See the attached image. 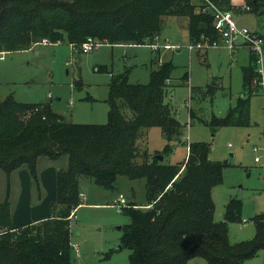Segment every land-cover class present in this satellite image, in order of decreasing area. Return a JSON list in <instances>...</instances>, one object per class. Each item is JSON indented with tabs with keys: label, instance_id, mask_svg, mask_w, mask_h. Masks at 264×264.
Wrapping results in <instances>:
<instances>
[{
	"label": "trees",
	"instance_id": "16d2710c",
	"mask_svg": "<svg viewBox=\"0 0 264 264\" xmlns=\"http://www.w3.org/2000/svg\"><path fill=\"white\" fill-rule=\"evenodd\" d=\"M212 1L234 9L231 0ZM247 2L249 11L264 15V0ZM170 14L188 18L190 39H218L212 13L195 10L190 0H0V52L27 49L42 38L74 45L87 36L100 43H150ZM173 67L170 61L159 62L147 83L129 82L126 70L110 74L104 123L66 121L49 101L23 102L12 94L0 99V169L7 181L0 201V264H77L69 223L81 203L80 176L105 189L113 188L119 175L144 179L146 203L129 200L120 210L129 218L119 244L130 249L129 264H187L193 257L208 264H243L264 249V212L251 217L252 237L233 243L228 224L242 220L241 199L231 197L223 218L214 220L211 192L222 181L223 163L208 157L207 142H188L180 163H164L138 148L144 128L160 127L168 141L181 135V124L164 101ZM256 67L249 51L248 63L241 66L246 94L223 117L212 116L210 124H248L249 98L257 88L251 81L261 77ZM187 76L184 72L181 79ZM40 156L52 161L66 156V163L38 171ZM14 170L20 190L12 209L9 176ZM32 185L44 191L36 203Z\"/></svg>",
	"mask_w": 264,
	"mask_h": 264
},
{
	"label": "rangeland",
	"instance_id": "374dc122",
	"mask_svg": "<svg viewBox=\"0 0 264 264\" xmlns=\"http://www.w3.org/2000/svg\"><path fill=\"white\" fill-rule=\"evenodd\" d=\"M190 1L198 10L199 0ZM247 3V0H231L235 23L264 31V15L237 9ZM187 22L186 16H163L161 28L151 40L159 45L155 51L148 43H100L83 53L79 49L71 50L65 42L44 44L41 40L27 49L5 51L0 58V99L12 94L23 102L49 101L52 110L66 121L104 123L110 74L126 70L129 82L147 83L152 68L161 61H170L174 67L164 101L181 124V135L168 141L160 127L151 126L142 130L143 135L136 143L148 157L162 155L164 163L182 162L187 143L198 140L208 143L210 159L221 163L227 159L222 167V181L212 188L211 194L215 221L223 218L225 204L231 197L243 203L242 220L228 224V239L233 243L252 237L255 227L251 217L264 212V92L260 87L253 88L247 125L210 124L212 116L223 117L235 105L237 97L246 94L241 66L248 63L249 50L242 46L232 53L224 46H208L189 52ZM168 43L172 47H166ZM98 66L100 70L96 69ZM257 66L264 84V55ZM184 72L188 76L181 79ZM189 109L194 113L192 118ZM122 111L131 113L126 106ZM167 143L169 150L161 153ZM42 161L53 164L63 161L65 165L66 156L55 161L40 156L39 169ZM9 181L12 208L20 190L17 170L10 173ZM78 184L85 198L69 223L73 260L77 264H129L130 249L119 246L121 226L129 218L117 210L114 202L122 194L128 201L145 204L144 179L119 175L113 188L105 189L90 177L80 176ZM6 188V175L0 169V201L5 198ZM74 244L78 252L74 251ZM195 262L208 264L201 257H194L189 264ZM243 264H264V249L245 259Z\"/></svg>",
	"mask_w": 264,
	"mask_h": 264
},
{
	"label": "built area",
	"instance_id": "2783aa9c",
	"mask_svg": "<svg viewBox=\"0 0 264 264\" xmlns=\"http://www.w3.org/2000/svg\"><path fill=\"white\" fill-rule=\"evenodd\" d=\"M238 10H247L248 5H243ZM200 11H210L213 15V28L218 34V39L210 40L208 37L201 36L200 39H191V41L187 44L188 51H192L194 49H202L208 46H224L231 51L236 50L239 47H247L250 52L255 55L256 66L259 62H261V58L264 55V31L251 30L247 27L239 26L235 23L232 16V9H224L220 7L217 3L212 0H201V5L199 6ZM41 43L49 42L46 38H42ZM56 43H60L58 40ZM100 42L92 37L87 36L83 42L79 45H74L73 43L68 44L71 47V50H77L87 53L92 49L96 48ZM152 49L155 51L158 49V44L151 42ZM176 47L175 44H173ZM166 47H172L170 43L165 45ZM4 52H0V58H2V54ZM257 72L260 74V79L253 78L251 81L252 87H260L261 91L264 92V84L262 82V73L258 66L256 67ZM255 160H258L255 157ZM80 200L85 198V193L80 191L79 193ZM127 199L124 195L119 194L114 204L117 207V210L120 211L123 206L127 204ZM74 213H72L73 215ZM71 215V216H72ZM74 251L78 252V247L76 244L73 245Z\"/></svg>",
	"mask_w": 264,
	"mask_h": 264
},
{
	"label": "crops",
	"instance_id": "0c3cea01",
	"mask_svg": "<svg viewBox=\"0 0 264 264\" xmlns=\"http://www.w3.org/2000/svg\"><path fill=\"white\" fill-rule=\"evenodd\" d=\"M62 43V42H61ZM235 51L236 50H234V51H232V53H235ZM258 88V87H257ZM48 165H54V166H56V167H63L64 166V162L63 161H61V162H59V163H57V164H53L51 161H48V162H45V161H42L41 162V169L42 168H44V167H46V166H48ZM37 168H38V166H37ZM41 169H37L38 171L39 170H41ZM43 193H44V191H42V190H40L39 192L36 190V187L34 186V185H32V187H31V194H32V203H36L37 201H38V194H40V195H43ZM18 198V197H17ZM16 201H17V199H16ZM16 201H15V203H16ZM10 203V202H9ZM15 203H14V205H13V207H12V209L14 208V206H15ZM81 204V203H80ZM144 205V204H143ZM11 206V205H10ZM194 258V257H193ZM193 258H191V259H189L188 260V263L187 264H189V262H191V260L193 259ZM195 264H199V263H196L195 262Z\"/></svg>",
	"mask_w": 264,
	"mask_h": 264
},
{
	"label": "water",
	"instance_id": "95a60500",
	"mask_svg": "<svg viewBox=\"0 0 264 264\" xmlns=\"http://www.w3.org/2000/svg\"><path fill=\"white\" fill-rule=\"evenodd\" d=\"M176 44H178V41H177V43ZM178 50V49H177ZM230 155H232V153H230ZM157 159H159V160H162L163 159V156L162 155H156L155 156ZM227 162V159H225L224 161H223V164H225Z\"/></svg>",
	"mask_w": 264,
	"mask_h": 264
}]
</instances>
